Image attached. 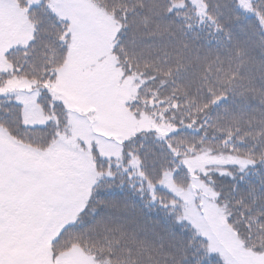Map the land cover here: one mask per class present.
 <instances>
[{"label": "snow or ice", "instance_id": "6c2138e0", "mask_svg": "<svg viewBox=\"0 0 264 264\" xmlns=\"http://www.w3.org/2000/svg\"><path fill=\"white\" fill-rule=\"evenodd\" d=\"M0 264H264V0H0Z\"/></svg>", "mask_w": 264, "mask_h": 264}]
</instances>
